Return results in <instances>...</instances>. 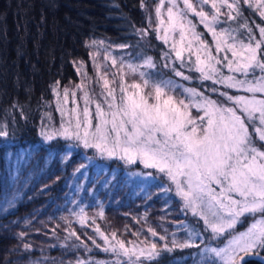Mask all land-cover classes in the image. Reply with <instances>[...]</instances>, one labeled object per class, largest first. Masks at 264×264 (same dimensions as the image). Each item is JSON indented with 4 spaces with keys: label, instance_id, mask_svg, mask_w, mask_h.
<instances>
[{
    "label": "snow or ice",
    "instance_id": "obj_1",
    "mask_svg": "<svg viewBox=\"0 0 264 264\" xmlns=\"http://www.w3.org/2000/svg\"><path fill=\"white\" fill-rule=\"evenodd\" d=\"M209 2L159 0L155 7L157 24L152 30L165 45L171 40L169 51L160 58L163 67L184 81L193 79L180 70L186 68L189 72H198L203 81L211 80L213 85H223L245 94L229 95L225 91L219 94L225 101L212 99L195 87L181 90L175 79L165 78L166 74L152 56L144 55L140 64L121 59L111 81L107 78L110 71L107 64L103 66V74L98 71L95 83L103 80L99 97L90 94L82 81L74 89L65 87L61 101L60 82L57 81L52 92L56 97L55 111L60 114L59 125L53 122L51 110L44 112L40 135L45 142L57 138L75 140L85 148H95L102 156L117 157L127 163L139 161L165 174L175 186L182 210H190L204 223L203 232L192 229L187 240L180 243L173 238L172 245L199 247L195 243L199 240L203 244L199 248L200 264H238V256L243 264L241 253L259 256L264 250V26L259 27L260 39L257 40L247 20L242 25L247 29L243 38L239 28L229 25L218 30V25L226 23L221 20L222 8L228 10V21L243 17L242 6L255 7L264 19V0H211L213 11L207 12L204 6ZM142 7L146 5L142 3ZM189 13L198 17L213 37L216 54L189 19ZM149 24L151 26V14ZM136 32L141 38L149 35L146 29H136ZM221 52H230L231 58L227 54L221 57ZM173 55L175 61H179V69ZM104 59L107 61L109 56L105 55ZM111 63L113 68L117 67L114 57ZM94 67L101 66L94 62ZM223 68H227L229 74H225ZM129 74H138L142 83L133 80L127 84ZM117 77L119 95L115 86ZM85 79H90L86 73ZM78 90L83 92L82 96L78 97ZM178 90L182 97L179 99L176 97ZM210 90L217 91L215 87ZM70 98L72 107H68ZM93 103L94 112L90 110ZM192 108L199 110L195 116ZM8 135L6 128H0V137ZM242 218L249 220L248 227L237 231ZM84 219L81 216L82 223ZM149 232L153 237L158 235L151 228ZM159 239L165 241L160 249L155 242L148 248L138 249L117 241L116 245L104 250L127 257L125 264H145V261L152 264L161 251H172L166 235ZM24 247L30 246L25 244Z\"/></svg>",
    "mask_w": 264,
    "mask_h": 264
},
{
    "label": "trees",
    "instance_id": "obj_2",
    "mask_svg": "<svg viewBox=\"0 0 264 264\" xmlns=\"http://www.w3.org/2000/svg\"><path fill=\"white\" fill-rule=\"evenodd\" d=\"M157 3L0 0V128L9 133L0 137V264H119L104 250L107 242L161 247L165 241L159 236L166 235L172 246L176 225L186 221L172 192L157 181L142 193L126 176L141 167L99 158L80 142H45L40 135L42 114L51 110L58 115L52 88L59 81L60 94L65 87L74 89L83 71H92L89 60L96 44L120 48L132 60L147 55L161 61L162 46L152 30ZM242 7L237 23L242 27L247 20L256 33L264 19ZM136 29L149 35L141 38ZM163 70L169 77V69ZM138 78L127 77V83ZM242 222L237 230L248 219ZM149 228L156 238L151 239ZM178 239L183 243L182 235ZM184 253L172 251L152 264H176ZM248 256L243 264H264V250Z\"/></svg>",
    "mask_w": 264,
    "mask_h": 264
},
{
    "label": "rangeland",
    "instance_id": "obj_3",
    "mask_svg": "<svg viewBox=\"0 0 264 264\" xmlns=\"http://www.w3.org/2000/svg\"><path fill=\"white\" fill-rule=\"evenodd\" d=\"M193 2H195V0H193ZM158 3H159V0H158ZM182 6L183 5L181 3V7ZM246 8H247V6H246ZM247 9L250 12L251 11H255V7L251 8V9H249V8H247ZM204 10L207 11V12H212L213 11L211 9V0H210L208 5L204 6ZM164 11L166 12V7H165ZM227 11H228L227 8H222L223 15L221 16V20L226 21V23H222V24L218 25V30L220 28H225V27H228L229 25H231V26H233V28H239L240 29V35H241V38H243L244 37V33H245V30H244L245 28L243 29V27H241V24L237 23V19L239 17H237L236 21L235 20L234 21H228L227 20ZM189 19H191L192 22L196 25L197 31L203 34L204 40L209 42V44L211 45L213 53L216 54L215 53V45H214V43H212L213 37L207 31V29L202 24H200L199 18L196 17L194 14L189 13ZM255 30H256V33H254V35H255L256 39L259 40L260 39L259 26H257L255 28ZM160 34L163 35L162 32ZM176 38L177 39L179 38L178 35L176 36ZM154 39H155V41H158L161 44V46H162L161 51H160L161 52L160 53L161 56H162L163 53L169 51V48L171 46V40L169 41V45H165L161 39H157V34H156L155 31H154ZM189 39H191V35L190 34H189ZM196 43L197 42H194V44H196ZM225 54H227L229 56V58H231V53L230 52H228V53H224V52L219 53V55L221 57L224 56ZM105 55L109 56V59L107 61H105V59H104ZM185 56H187V53L185 54ZM113 57L117 60V67L116 68H113L112 63H111V58H113ZM94 58H95V61H94ZM141 58L142 57H140V60L139 59L138 60H136V59L132 60V59H129V55L126 54V52L123 51L120 48L116 49V47H115L114 49H111V48L106 47L103 44H96L95 51H94L93 54H91V57H90V60H89V67L88 68H91L92 71L91 70H88V71L84 70L83 71L84 76L79 81V84H81V82L83 81L84 84L87 86V90L89 91L90 94L95 93V94L99 95V93L102 90L103 80H100L99 84H96L95 81L97 79L98 71H99L100 74L104 73L105 69H104L103 66L105 64H107V68L110 69V71L108 72L107 78L111 81L112 80V73L117 71L118 66H119V62H120L121 59H123L126 63L130 61V62H133V63L140 64V63L143 62V58H142V60H141ZM172 59H173V61H175L174 55H173ZM191 59H192L193 64H194L195 56L193 55ZM94 62H95V64L100 65L101 67L99 69L94 67ZM162 62H163L162 60L158 62V67L160 68V70H162L164 72L163 63ZM175 65L179 69V67H180L179 61H175ZM141 70L142 71H155V70H147V69H141ZM180 70L183 71L185 75L193 77V79H191V80L184 81L181 77H175L174 73H172L170 71V69H169L170 73L168 75L170 76V74H171L170 77L175 79L177 81V83L181 85V90H182L183 87H195L198 92H204V94L208 95L210 98L219 99L221 101H225V97H221L219 95L220 92H225L226 91V92H228L229 95H232L234 93L237 94V95L245 94L243 92H237V90H235V89H227L223 85H219V84L213 85L211 80L203 81V80L199 79V73L198 72H195V71L189 72L186 68L185 69H180ZM222 70L224 71L225 74H229L227 68H223ZM85 73L87 74V77L90 78V79H85ZM256 73H257V75L260 74L259 69L256 70ZM127 77H133V78L136 77L137 78L139 76H138V74L136 76H132V74H129ZM127 77H126V83H127ZM165 78L167 79L168 76L167 77L165 76ZM138 80H139V78H138ZM139 82L142 83V81H139ZM119 83H120V80H119V77H117L116 85H115L116 88H117V95H119ZM127 84H129V83H127ZM213 87H215L217 89L216 92H212L210 90ZM181 90H178L176 92L177 99L182 98L181 95H180V91ZM77 95H78V97L82 96L83 92H80L78 90L77 91ZM60 97H61V101H62L63 94H60ZM55 99H56V97H55ZM79 103H80V105L82 107L83 106V101L80 100ZM55 105L57 106L56 102H55ZM56 106H55V109H56ZM72 106L73 105L71 104V98H70L68 107H72ZM105 107H106V105H105ZM90 110L92 112L95 111V104L94 103L90 105ZM191 111H192L193 115L195 116L199 110L196 109V108H192ZM53 117H54V121L53 122L58 126L59 125V121H60V114L58 113V115H55ZM41 126H42V123H41ZM41 126H40V128H41ZM253 131H254V129H253ZM68 141L79 143L78 141H75V140H68ZM80 144H82V143H80ZM92 149H94V151L96 152V154H97V156L99 158L120 161V162H123V163L128 164V165H137L138 167H141L142 169H138V170L136 169L135 172L126 173V176L129 179L130 184L132 186L139 187L142 190L141 191L142 193H145L147 188L149 189L150 187L153 186L154 183H157V181H158V182H160V184H159L161 186L160 188L164 189V191H166V189H170V191H166V192H172V195L182 205V201H181L180 197H178L176 195L175 186L171 184V182L169 181L168 177L165 174L159 173L157 169L145 167L144 164L140 163L139 161H137L136 163H127L125 160H121V159H119L117 157L109 158L106 155L102 156L95 148H92ZM141 170H143V171H141ZM149 174H151V175H149ZM181 213H182V216L184 218H186V221H184L180 225L179 224L176 225V240L179 241L178 236L182 235L183 238H184V240H183V242H184L185 240H187L188 232L190 230L196 229L198 231H201V229L202 230L204 229V223H203V220H201L198 216H194L190 210H188V211L181 210ZM242 220H243V218H242ZM242 220H241V223L238 225V227L242 226L241 225L243 223ZM248 224H249V220H248L247 223H245V226L243 228L241 227V228H239L240 230H237V231L245 230L248 227ZM152 237L153 236H151V239L156 238V237H153V238ZM161 242H163V241H161ZM195 243H196V245H199V247L192 246V247H183V248H181L179 246H175L174 247L173 245L172 246L168 245L169 248H172V251L176 250V252H183V253L185 252L184 255H183V258H179V257L176 258V264H200L201 257L199 255V248H202L203 244H201L199 240H197ZM213 243L215 244V242H213ZM150 245H151V243L149 245L148 244L144 245V247L143 246H136V247L138 249L139 248H148V247H150ZM107 246L110 249L112 245L109 244V242H107ZM159 247L160 246H158V249L162 248V246L160 248ZM172 251H161L159 257H157L155 260H157L159 258H162L165 254H169ZM109 252H110L111 255H114V257L117 258L119 264H125V262L127 261V257L117 256L112 251H109ZM243 256H244V259H245L246 255H243ZM248 257H250V255ZM237 262H238V264H240V259ZM145 264H148V262L145 261Z\"/></svg>",
    "mask_w": 264,
    "mask_h": 264
}]
</instances>
